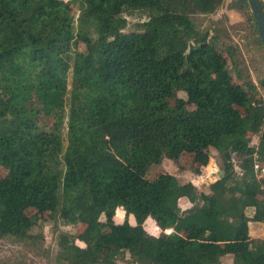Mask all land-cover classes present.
<instances>
[{
  "label": "trees",
  "instance_id": "trees-1",
  "mask_svg": "<svg viewBox=\"0 0 264 264\" xmlns=\"http://www.w3.org/2000/svg\"><path fill=\"white\" fill-rule=\"evenodd\" d=\"M223 1L0 0V238L41 241L48 214L83 227L57 234L56 264H264V47L246 0L227 5L240 47L201 27ZM209 149L207 194L148 178L185 156L197 175Z\"/></svg>",
  "mask_w": 264,
  "mask_h": 264
},
{
  "label": "rangeland",
  "instance_id": "rangeland-1",
  "mask_svg": "<svg viewBox=\"0 0 264 264\" xmlns=\"http://www.w3.org/2000/svg\"><path fill=\"white\" fill-rule=\"evenodd\" d=\"M67 1V0H64ZM230 0H224L218 4L216 11L209 16H200L198 17L199 22H201V27H211V28H220L224 31L223 38L228 37L230 43L238 45L240 47V36L243 37V32H238L237 29H234L237 24L242 23V18L234 11L227 8ZM141 19L140 15H135L129 20V27L126 31H131L132 23ZM242 58L244 60V65L249 67V74L256 84V75L252 68H250V62L255 63V56H248L241 51ZM178 97L186 99L183 93H178ZM258 138L254 137L252 139L251 145L255 146L257 144ZM209 163L206 167L200 168L199 174H195L193 169H198L197 165L192 163V159L188 156L187 158L179 160V165L182 168H178L170 160L163 159L161 166L157 169H153L149 174L148 178H154L159 174L167 173L174 176L180 184L191 183L196 191V194H207L208 186L210 183L215 180L214 165L217 168V165L220 164V159L218 154L209 149ZM233 159V157H232ZM218 169V168H217ZM236 171L238 169L236 168ZM6 175V171L0 167V178ZM219 176V174H217ZM184 200L183 203L181 201ZM191 205L187 202L186 199L182 198L179 201V208L184 211L189 209ZM27 215H34L35 211L28 209L26 211ZM41 219H44L43 222H39L38 227L35 228V235H41L42 240L36 241L35 243L25 245L21 242L9 241L3 238H0V264H56L55 256L57 253L56 237L59 232H75L76 234L81 233L83 230L82 226L77 228H72L71 226H64L58 221H49V215L44 214L41 216ZM115 222L122 223L123 215L117 212L115 217ZM149 222V221H148ZM256 224L251 223L249 225V235L251 238L264 239V226H260L261 230H254ZM144 229L147 233L158 236L160 233L159 230L153 226L152 223L144 225ZM77 245L82 246L81 243L77 242ZM116 264H130L126 261L117 262ZM223 264H231L229 258L223 260Z\"/></svg>",
  "mask_w": 264,
  "mask_h": 264
},
{
  "label": "water",
  "instance_id": "water-1",
  "mask_svg": "<svg viewBox=\"0 0 264 264\" xmlns=\"http://www.w3.org/2000/svg\"><path fill=\"white\" fill-rule=\"evenodd\" d=\"M246 2L253 17L257 35L264 47V10L262 8L261 0H246ZM183 202L184 200L181 201V203Z\"/></svg>",
  "mask_w": 264,
  "mask_h": 264
},
{
  "label": "crops",
  "instance_id": "crops-1",
  "mask_svg": "<svg viewBox=\"0 0 264 264\" xmlns=\"http://www.w3.org/2000/svg\"><path fill=\"white\" fill-rule=\"evenodd\" d=\"M214 167H215V165H214ZM217 177H218V176H217ZM118 212H119V214L123 215L121 211H118ZM127 219H128L129 224L134 225V220H133L132 217H128ZM114 223H115V224H121V223H117V222H115V218H114ZM250 224H251V223H250ZM250 224H249V225H250ZM254 224H255V223H254ZM260 226H262V224H256V226L254 227V230H261V229H260ZM263 230H264V229H263ZM249 231H250V229H249Z\"/></svg>",
  "mask_w": 264,
  "mask_h": 264
},
{
  "label": "built area",
  "instance_id": "built-area-1",
  "mask_svg": "<svg viewBox=\"0 0 264 264\" xmlns=\"http://www.w3.org/2000/svg\"><path fill=\"white\" fill-rule=\"evenodd\" d=\"M212 172H214L215 180L218 179L217 177L218 169L214 167V170Z\"/></svg>",
  "mask_w": 264,
  "mask_h": 264
}]
</instances>
